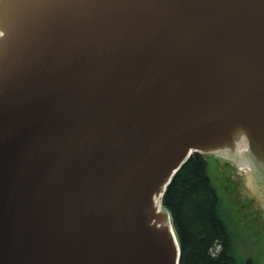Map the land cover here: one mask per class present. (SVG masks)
<instances>
[{"label": "water", "instance_id": "obj_1", "mask_svg": "<svg viewBox=\"0 0 264 264\" xmlns=\"http://www.w3.org/2000/svg\"><path fill=\"white\" fill-rule=\"evenodd\" d=\"M0 30V264H179L154 194L239 133L264 207V0H0Z\"/></svg>", "mask_w": 264, "mask_h": 264}, {"label": "trees", "instance_id": "obj_2", "mask_svg": "<svg viewBox=\"0 0 264 264\" xmlns=\"http://www.w3.org/2000/svg\"><path fill=\"white\" fill-rule=\"evenodd\" d=\"M163 202L172 213L179 239V264H248L236 259L232 232L224 220L225 209L205 154L194 152L181 166Z\"/></svg>", "mask_w": 264, "mask_h": 264}, {"label": "rangeland", "instance_id": "obj_3", "mask_svg": "<svg viewBox=\"0 0 264 264\" xmlns=\"http://www.w3.org/2000/svg\"><path fill=\"white\" fill-rule=\"evenodd\" d=\"M228 143L223 145L229 147ZM232 151L206 154L208 172L226 211L223 216L232 232L236 259L240 263L251 260L247 263L264 264V207L259 203L247 165L238 163L239 158ZM229 157L235 162L229 163Z\"/></svg>", "mask_w": 264, "mask_h": 264}, {"label": "flooded vegetation", "instance_id": "obj_4", "mask_svg": "<svg viewBox=\"0 0 264 264\" xmlns=\"http://www.w3.org/2000/svg\"><path fill=\"white\" fill-rule=\"evenodd\" d=\"M250 152H253L252 150H249ZM249 152H246V154H248ZM229 164V163H228Z\"/></svg>", "mask_w": 264, "mask_h": 264}, {"label": "clouds", "instance_id": "obj_5", "mask_svg": "<svg viewBox=\"0 0 264 264\" xmlns=\"http://www.w3.org/2000/svg\"><path fill=\"white\" fill-rule=\"evenodd\" d=\"M0 35H2V33H0Z\"/></svg>", "mask_w": 264, "mask_h": 264}]
</instances>
